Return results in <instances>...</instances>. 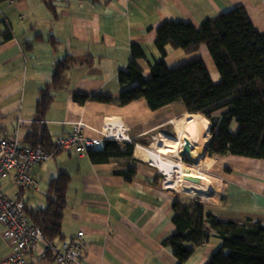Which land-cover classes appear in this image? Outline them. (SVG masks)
<instances>
[{
    "label": "crops",
    "instance_id": "0c3cea01",
    "mask_svg": "<svg viewBox=\"0 0 264 264\" xmlns=\"http://www.w3.org/2000/svg\"><path fill=\"white\" fill-rule=\"evenodd\" d=\"M236 6L243 7L252 25L264 33V0H0V136L10 137L17 131L21 144L29 147L26 139L40 91L50 82L55 62L69 55L78 63L66 72L62 87L52 91L42 118L49 141L69 133L77 122L86 125L83 130L88 136H98L95 130L102 128L116 141H134L131 157L104 163L92 162L88 153L57 152L33 167V188L19 187L13 172L1 178L5 195L35 210L47 206L53 194L51 181L60 172L68 176L63 239L55 245L82 231L85 255L75 264H177L171 248L162 242L174 230L173 201L184 200L179 191L163 188L158 168L134 152L137 146L156 149L158 138H176L174 121L188 112L180 101L151 110L143 98L125 105L94 100L79 104L73 95L116 99L121 91L117 72L130 60L132 43L145 54L134 60L148 78L149 65L161 58L155 45L160 23L185 21L198 28L204 19ZM6 33L11 38H4ZM165 51L168 67L201 58L212 80H220L206 46L185 53L166 45ZM210 165L207 174L190 167L203 185L202 193L193 196L209 203L217 201L205 205L206 210L221 217L264 223V160L235 155L214 159L204 154L195 162L198 168ZM185 245L193 251L182 264H205L218 240L197 247ZM10 248L0 225V261ZM46 249L38 242L26 255L25 264H58Z\"/></svg>",
    "mask_w": 264,
    "mask_h": 264
},
{
    "label": "trees",
    "instance_id": "16d2710c",
    "mask_svg": "<svg viewBox=\"0 0 264 264\" xmlns=\"http://www.w3.org/2000/svg\"><path fill=\"white\" fill-rule=\"evenodd\" d=\"M156 34L155 45L161 58L149 65L148 78L134 60L144 58L145 54L137 43H132L130 60L117 72L121 87L118 97L74 94V101L125 105L143 98L151 110L180 101L186 112L200 113L209 120L206 156L217 159L235 155L264 160V33L252 25L244 8L236 6L206 18L198 28L185 21H164L157 26ZM4 38H11L10 33ZM166 45L185 53H195L200 46H206L220 80H212L201 58L168 67L164 60ZM76 63L78 60L69 55L55 62L52 78L36 102L35 119L26 139L29 147L41 144L48 149L53 143L48 139L42 118L52 101V91L62 87L66 72ZM133 146L134 141L108 139L100 148L90 149L88 156L94 163L131 157ZM67 184L68 176L60 172L49 185L53 194L45 208L32 210L24 205L30 222L39 226L45 241L52 244L63 239L61 225ZM213 193L218 194V190ZM172 210L174 230L162 243L171 248L177 264H182L193 251L185 243L197 247L210 239L218 240V245L205 264H264L261 220L214 215L199 199L175 200Z\"/></svg>",
    "mask_w": 264,
    "mask_h": 264
},
{
    "label": "built area",
    "instance_id": "2783aa9c",
    "mask_svg": "<svg viewBox=\"0 0 264 264\" xmlns=\"http://www.w3.org/2000/svg\"><path fill=\"white\" fill-rule=\"evenodd\" d=\"M84 127L86 125L82 122L75 123L69 133L57 136L48 149L41 144L34 147L22 145L17 131L10 137L0 136V225L3 226V237L11 247L0 264H25L26 255L38 242L45 244L58 264H75L83 260V232L79 231L75 238L61 241L59 245L45 241L40 227L32 224L24 212L23 202L3 193L1 178L13 172V180L19 187L33 188L36 184L32 176L33 167L57 152L71 151L83 156L90 149L103 145L106 140L116 139L102 130H95L98 136H88L84 133Z\"/></svg>",
    "mask_w": 264,
    "mask_h": 264
},
{
    "label": "bare ground",
    "instance_id": "6f19581e",
    "mask_svg": "<svg viewBox=\"0 0 264 264\" xmlns=\"http://www.w3.org/2000/svg\"><path fill=\"white\" fill-rule=\"evenodd\" d=\"M174 124L176 138L163 137L159 139L157 137L158 140L155 143L156 149L151 150L135 146L134 154L136 157L158 168L159 172L163 175L162 183L164 187L179 191L185 198V196L190 197L202 193L203 185L202 183L187 185L183 180L184 177H195L190 166L185 165L182 162L183 160H174L165 156V154L180 157L179 153L182 149V141L186 138L192 143V153L198 158L203 156L206 153L210 139L209 120L200 113H184L182 117L174 121Z\"/></svg>",
    "mask_w": 264,
    "mask_h": 264
},
{
    "label": "water",
    "instance_id": "95a60500",
    "mask_svg": "<svg viewBox=\"0 0 264 264\" xmlns=\"http://www.w3.org/2000/svg\"><path fill=\"white\" fill-rule=\"evenodd\" d=\"M182 142V149L180 151L181 156H183L184 158H188L189 161L195 164V162L198 160V157L192 153V143L186 138H184ZM183 180L187 185H195L202 183L200 179L195 177H184Z\"/></svg>",
    "mask_w": 264,
    "mask_h": 264
},
{
    "label": "rangeland",
    "instance_id": "374dc122",
    "mask_svg": "<svg viewBox=\"0 0 264 264\" xmlns=\"http://www.w3.org/2000/svg\"><path fill=\"white\" fill-rule=\"evenodd\" d=\"M180 103V102H179ZM178 103V104H179ZM182 103V102H181ZM183 107V109H184V105L182 106ZM185 111V110H184ZM147 148H150V147H147ZM208 151H209V148H208ZM179 155H180V159H181V161L185 164V165H187V166H190V167H192L193 169H198V170H200V171H202V172H204V173H208V171H210V169H211V165H210V167L209 168H198V167H196L195 166V164L193 163V162H191V161H189L188 160V158H184L183 156H181V154L179 153ZM165 156H167V157H169V158H172L173 159V157H172V155H167V154H165ZM171 156V157H170ZM188 157V156H187ZM175 160H177L176 159V156H175ZM185 160V161H184ZM186 160H187V162H186ZM190 163H189V162ZM209 175V174H208ZM214 184H215V186L216 187H218V188H220L219 186H218V184L216 183V181L214 180ZM179 194V193H178ZM9 196H11L10 194H9ZM182 200H184V201H190V200H195V199H199L200 201H202L205 205H215V203L217 202V201H215V202H212V203H209L206 199H204L203 197H200V196H193V197H188V196H185V198H184V196H182V195H178Z\"/></svg>",
    "mask_w": 264,
    "mask_h": 264
}]
</instances>
